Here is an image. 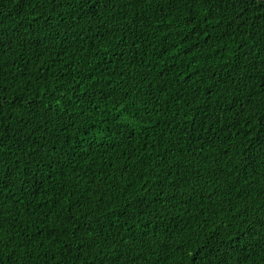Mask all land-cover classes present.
Here are the masks:
<instances>
[{
	"label": "trees",
	"instance_id": "1",
	"mask_svg": "<svg viewBox=\"0 0 264 264\" xmlns=\"http://www.w3.org/2000/svg\"><path fill=\"white\" fill-rule=\"evenodd\" d=\"M0 264H264V2L0 0Z\"/></svg>",
	"mask_w": 264,
	"mask_h": 264
},
{
	"label": "snow or ice",
	"instance_id": "2",
	"mask_svg": "<svg viewBox=\"0 0 264 264\" xmlns=\"http://www.w3.org/2000/svg\"><path fill=\"white\" fill-rule=\"evenodd\" d=\"M261 2H264V0H261Z\"/></svg>",
	"mask_w": 264,
	"mask_h": 264
}]
</instances>
